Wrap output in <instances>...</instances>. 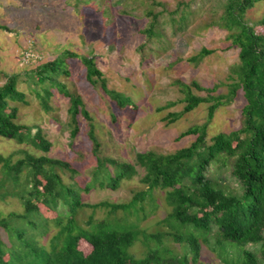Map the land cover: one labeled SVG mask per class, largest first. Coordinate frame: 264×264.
<instances>
[{
	"label": "rangeland",
	"instance_id": "obj_1",
	"mask_svg": "<svg viewBox=\"0 0 264 264\" xmlns=\"http://www.w3.org/2000/svg\"><path fill=\"white\" fill-rule=\"evenodd\" d=\"M225 3L226 0H0V87L7 83L8 77H20L17 94L0 107V115L18 125L19 137L17 140L0 138V156L11 157L15 163L25 158L26 153L35 158L47 156L67 162L78 171L75 177L69 172L62 174L66 184L76 182L85 190L92 180L98 162L90 122L80 114V132L72 140L69 98L53 90L46 110L35 92L40 86L35 87L26 79L40 66L64 59L67 52L95 58L108 88L131 99L129 106L120 107L101 85L88 82L80 59L65 58L68 74L61 75L59 81L83 99L101 145L100 156L136 165L137 154L149 151L173 154L191 146L196 136L181 138V135L208 121L211 104H201L185 113L187 91L181 84L197 83L205 90H217L213 96H218L228 94L230 85L238 80L232 70L240 64V50L233 46L228 39L229 32L221 26ZM181 4H190L189 10L170 15ZM163 5L169 13L159 18L157 36L148 38L145 31L152 20L150 12L160 14L165 8ZM244 20L264 38V2L248 11ZM204 50L211 54L203 55ZM192 93L209 97L208 92L195 87ZM245 105L244 92L240 90L232 103L217 111L208 128V139L239 130ZM181 113V117H175ZM47 144L51 147L46 152ZM231 171L230 167L215 164L208 177L227 191L241 195ZM143 175L144 170L139 168V175L132 181H124L117 190L99 186L90 192L83 190L82 202L128 204L136 194L147 190L141 183ZM2 179L0 164V182ZM8 183L7 189L12 190L13 185ZM4 192L0 189V195ZM148 202L147 198L145 211L135 216H126L123 211L113 215L108 208H85L78 220L84 228L90 220L123 221L128 217L132 223L140 221L142 232L160 234L163 238L162 245L153 242L152 249L169 250L165 258L187 256L189 264H247L243 259L246 250L264 264L258 245L249 244L240 249L236 244L226 243L225 250L221 249L216 230L207 236V241L200 238L201 249L195 262L191 249H185L186 243H177L168 236L177 231L187 233L189 228L167 218L172 208L166 202L165 193L156 191L152 203ZM40 209L44 220L52 223L57 218L43 206ZM23 211L18 199L7 197L2 201L0 197V218ZM56 229L52 224L50 233L41 242L46 244ZM6 235L0 227L4 242H8ZM143 238L141 234L130 250V255L139 261L145 260L149 251ZM79 248L86 255L92 252L86 241H81Z\"/></svg>",
	"mask_w": 264,
	"mask_h": 264
},
{
	"label": "trees",
	"instance_id": "obj_2",
	"mask_svg": "<svg viewBox=\"0 0 264 264\" xmlns=\"http://www.w3.org/2000/svg\"><path fill=\"white\" fill-rule=\"evenodd\" d=\"M262 2L264 0H226L221 26L229 32L228 39L233 46L240 50V64L232 70L238 80L230 85L228 94L218 96H213L217 90H205L197 83L192 86L181 84L187 91L185 113L204 103L211 106L204 125L193 127L181 135V138L194 135L195 142L173 154L155 151L137 154L136 165L100 156L101 145L83 99L59 81L61 75L68 74L65 58L80 59L86 68L88 82L93 86L101 85L113 101L126 108L131 104V99L108 88L95 58L67 52L64 59L44 64L30 73L26 79L35 87L40 86V90L35 88V92L46 110H49L53 90L69 98L72 140L80 132L79 115L82 114L90 122L98 166L84 190L76 182H64L62 174L69 172L73 177L78 174L67 162L47 156L35 158L26 153L25 158L15 163L11 157L0 156L3 168L0 189L5 191L0 195L1 200L14 197L24 208L22 214L13 213L0 218V227L7 233L8 240L4 242L0 236V264H189L187 256L181 259L176 256L165 258L169 250L152 249V243H159L160 246L163 238L160 234L147 235L142 232L139 229L140 221L132 223L128 217L123 221L90 220L87 228H84L78 220L80 211L85 208H108L113 215L123 211L126 216H135L145 211L147 198L150 199L148 203H152L156 191L165 193L166 202L172 208L167 218L189 228L187 233L177 231L175 234L168 233V236L177 243H186L185 249H191L195 262L201 249L200 238L207 241V236L214 230L221 249L225 250L226 243L236 244L240 249L252 244L258 245L264 255V38L257 35L244 20L247 12ZM189 8L190 4H181L170 15ZM166 13H169L166 7L160 14L150 12L152 20L145 31L148 38L157 36L158 20ZM202 54L211 52L204 50ZM19 81L18 75L10 76L7 83L0 87L1 108L8 98L17 94ZM192 87L208 92L209 97L195 96ZM240 90L244 92L246 100L242 127L229 134L220 133L209 140L208 128L217 111L232 103ZM18 137V125L0 115V138L17 140ZM50 147L47 144L45 151H49ZM215 164L232 169L231 176L239 185L241 195L227 191L208 177ZM139 168L144 170L141 183L147 190L136 194L128 204L106 202L87 205L82 202L83 190L90 192L97 186L117 190L124 181L137 177ZM6 183L13 185L12 190L7 189ZM40 206L55 213L57 218L52 223L44 220ZM52 224L57 228L56 232L44 244L41 239L50 233ZM141 234L149 251L145 260L139 261L130 255V250ZM81 241H86L92 247L90 254L86 255L80 250ZM243 259L247 264H260L256 255L247 250Z\"/></svg>",
	"mask_w": 264,
	"mask_h": 264
}]
</instances>
